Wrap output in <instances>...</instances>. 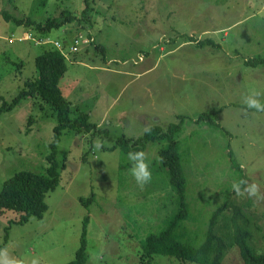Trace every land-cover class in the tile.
<instances>
[{
    "label": "rangeland",
    "instance_id": "374dc122",
    "mask_svg": "<svg viewBox=\"0 0 264 264\" xmlns=\"http://www.w3.org/2000/svg\"><path fill=\"white\" fill-rule=\"evenodd\" d=\"M90 5L86 19L84 0H0L3 100L10 103L26 80L39 77L35 58L50 45H37L35 39L67 44L88 33L94 42L65 56L59 87L70 101V116L88 113L99 131L62 132L56 145L59 183L45 195L47 210L24 223L10 222L13 211L0 215V244L7 237L0 261H70L87 217L84 264H139L142 242L176 209L158 155L166 143L150 142L143 150L152 172L143 186L131 174L132 152L108 148L118 138L136 139L147 127H166L181 117L174 138L188 216L179 223V238L199 244L225 191L243 181L232 197L242 207L240 222L247 220L250 227V245L264 254V111L244 102L258 93L264 104V64L245 62L264 57V0H90ZM62 10L73 19L46 34L2 13L43 22ZM24 35L32 38L17 40ZM206 40L211 43L198 44ZM202 113L208 119H200ZM55 125L56 113L39 96L0 111V189L20 170L45 174ZM252 185L254 195L246 191ZM91 194L85 205L80 199ZM224 214L216 225L228 244L221 264H244L237 246L230 245L231 211ZM148 264L196 263L156 254Z\"/></svg>",
    "mask_w": 264,
    "mask_h": 264
},
{
    "label": "trees",
    "instance_id": "16d2710c",
    "mask_svg": "<svg viewBox=\"0 0 264 264\" xmlns=\"http://www.w3.org/2000/svg\"><path fill=\"white\" fill-rule=\"evenodd\" d=\"M84 3L85 6L82 8L81 17L88 19L87 13L92 7L90 5V0H84ZM2 13L5 19H14L17 24L34 26L35 31L41 34H46L52 28L61 26L64 21H71L73 19L69 11L65 10L61 11L59 17H53L43 22L35 21L30 17L14 18L5 11ZM92 42L94 41L90 43ZM204 43H211V41H198V44ZM96 47L101 50L103 49L99 44H97ZM245 62L251 66L264 64V57L255 56ZM35 65L39 77L37 79L26 80L24 86L10 103H6L3 100V96L0 94V101L2 102L0 111L10 110L18 104L22 98L39 96L43 102L49 104L56 113V125L53 128V137L49 143L51 151L46 156L48 167L46 168L45 174L20 170L6 179L0 189V215H3L6 211H13L16 217L11 219L10 222L16 223H24L31 216L41 218L43 213L47 210L45 195L47 192L54 190L59 183L56 145L60 140L62 132L66 129L76 133H91V135H96L98 134L97 132H99L97 130V124L89 120L88 113L79 112L74 118L70 116V101L64 98L59 87V80L67 70L65 56L58 49L50 47L36 56ZM205 117L208 119V114L202 113L200 115V119ZM183 119L184 118L181 117L178 123H171L166 127H161L157 124L147 127V131L145 129L143 134L136 139L118 138L115 145L108 148L112 150L120 146L123 151L133 153L143 151L150 142L166 143L158 150V155L160 164L168 171L170 185L175 191L176 209L171 215L166 217L164 226L159 232L147 235L142 242V250L140 253V258L142 260H140L139 264H148L156 254L173 255L181 261L188 260L196 264H221L228 244L224 236L218 234L216 225L218 218L222 215L225 216L224 213L228 209L231 211L229 221L232 230V241L230 245L237 246L244 264H264V254L258 253L250 245L252 234L250 227L247 226V220L240 222L243 219L242 207L236 203L235 199L232 197L233 194L237 192L236 189L225 191L226 199L216 207L210 216L203 240H201L199 244L195 242L194 244L184 242L179 238L181 237L178 233L180 227L179 223L187 218L188 207L185 201L186 180L174 137L175 133L180 129ZM31 120L32 117H29L27 132L29 131ZM210 121L211 123L217 122L216 120ZM159 166L160 165H158V167ZM239 183V187H241L243 181ZM93 198V194H91L90 198L87 200L83 198L80 200L84 202L85 205H88L89 201ZM87 222L88 218L86 217L80 236V244L75 250L73 258L64 264L85 263ZM6 240L7 237L4 238V243L0 244V251L4 248Z\"/></svg>",
    "mask_w": 264,
    "mask_h": 264
},
{
    "label": "clouds",
    "instance_id": "9594fccd",
    "mask_svg": "<svg viewBox=\"0 0 264 264\" xmlns=\"http://www.w3.org/2000/svg\"><path fill=\"white\" fill-rule=\"evenodd\" d=\"M86 35H88V34H86ZM75 36H77V35H75ZM70 41H68V42H70ZM49 45H50V47H52L51 44H49ZM258 95H259L258 93H254L253 95L247 96L245 98L244 102L247 104L248 108L256 109L257 111H264V104H261L259 102V100L256 98V96H258ZM146 131H147V129H146ZM97 147H100V145L97 144ZM129 159L133 163V167L131 168V174L134 177L135 181L140 186H143V185L149 183L152 179V172L150 170L149 163L146 160L145 153L143 151L129 153ZM233 187L236 189V191L238 193L240 192L239 185H234ZM246 191L249 192L250 194L254 195L256 193L257 189H256L255 185H252L251 187L247 188ZM0 264H9V262L8 261H0Z\"/></svg>",
    "mask_w": 264,
    "mask_h": 264
},
{
    "label": "built area",
    "instance_id": "2783aa9c",
    "mask_svg": "<svg viewBox=\"0 0 264 264\" xmlns=\"http://www.w3.org/2000/svg\"><path fill=\"white\" fill-rule=\"evenodd\" d=\"M32 37L30 35H24L17 38V40H25V39H31ZM12 38L9 39L11 41ZM94 38L90 37L86 34H78L75 36L70 42H67V44H64L61 41L58 40H44V39H35L34 43L37 45L42 44H51L53 48L58 49L64 56H67L68 54L77 52L82 45L89 44L91 41H93Z\"/></svg>",
    "mask_w": 264,
    "mask_h": 264
}]
</instances>
